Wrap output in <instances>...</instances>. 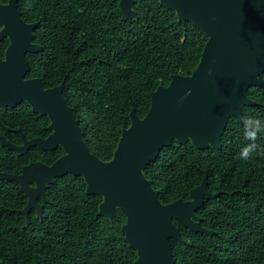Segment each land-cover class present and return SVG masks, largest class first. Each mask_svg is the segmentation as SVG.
<instances>
[{"label":"trees","instance_id":"1","mask_svg":"<svg viewBox=\"0 0 264 264\" xmlns=\"http://www.w3.org/2000/svg\"><path fill=\"white\" fill-rule=\"evenodd\" d=\"M9 0H0L8 3ZM26 23H37L33 43L42 51L26 55L27 78H41L46 88L64 83V96L79 120L89 151L102 161L114 155L122 130L135 109L144 118L151 94L168 85L170 76L192 73L200 61L206 36L189 20L159 0H135L137 18L124 20L118 2L107 0H19ZM8 40L0 41V58ZM264 82V72L260 75ZM253 106L243 115L264 119V86L250 87ZM46 115L34 114L26 102L0 105V137L15 146L51 135ZM242 125L231 117L221 149L205 151L190 143L163 148L144 171L162 204L189 199L190 190L207 173V188L222 192L205 199L197 211L212 238L175 221L186 243L171 240L177 264H264V134L255 141L256 154L237 158L248 144ZM63 151L31 149L20 156L0 146V173L18 176L31 163L52 166ZM81 177L56 179L46 191L41 219L25 228L19 210L27 199L14 182H0V262L6 264H134L137 254L125 241L119 210L114 222L97 216L101 198L86 195ZM31 232V234L29 233Z\"/></svg>","mask_w":264,"mask_h":264},{"label":"water","instance_id":"2","mask_svg":"<svg viewBox=\"0 0 264 264\" xmlns=\"http://www.w3.org/2000/svg\"><path fill=\"white\" fill-rule=\"evenodd\" d=\"M115 2L116 0H107ZM175 10L180 21L189 20L207 38L200 61L190 75L170 76L151 94V107L144 118L135 109L131 124L124 128L118 146L108 161L93 155L85 141L79 120L64 96V83L46 88L41 78H29L26 55H36L41 47L33 43L37 23H26L20 16L19 0L0 3V41L8 40L0 58V105L15 108L26 102L34 114L46 115L51 135L28 141L21 129L11 130L22 138L15 146L0 137L1 148L27 156L31 149L63 151L52 166L31 163L18 176L0 173V182L19 185L27 204L20 214L31 224L30 212L43 211L48 204L46 191L56 179L71 174L81 177L86 195L101 198L97 216L111 222L120 210L126 217L121 226L127 245L136 252L134 264H176L171 240L186 243L175 221L194 233L212 238L197 215L205 199L213 200L222 192L207 188V173L190 190L189 199L162 204L159 192L144 173L163 148L190 143L205 151L221 149L231 117L241 124L243 106L255 104L250 87L264 86V0H159ZM124 20H135V0H117ZM212 69L211 75L208 70ZM238 81V83H237ZM191 89V95L185 93ZM183 98V99H182ZM0 264H6L0 262Z\"/></svg>","mask_w":264,"mask_h":264},{"label":"clouds","instance_id":"3","mask_svg":"<svg viewBox=\"0 0 264 264\" xmlns=\"http://www.w3.org/2000/svg\"><path fill=\"white\" fill-rule=\"evenodd\" d=\"M211 73L212 69H209L208 74L211 75ZM188 95H191V89L185 93L184 98ZM240 120L244 138L250 142L240 149L237 154V158L247 161L248 159L253 158L256 154L257 145L255 144V141L261 134H264V119L249 115H242Z\"/></svg>","mask_w":264,"mask_h":264},{"label":"flooded vegetation","instance_id":"4","mask_svg":"<svg viewBox=\"0 0 264 264\" xmlns=\"http://www.w3.org/2000/svg\"><path fill=\"white\" fill-rule=\"evenodd\" d=\"M117 1V0H116ZM115 1V2H116ZM27 79H29V78H27ZM45 140V139H44ZM47 198V197H46ZM39 201H41L42 203H44L43 201H42V199H39L38 200V205L39 206H41L42 207V205H40L39 204ZM45 204V203H44ZM23 210V209H22ZM21 210H19V212H20ZM42 211H43V207H42ZM32 215H34V218H37V219H41L42 218V216H43V213H42V215H41V217L39 218L38 216H37V214H36V210H32L31 212H30V218H31V222H32ZM23 217H24V219H25V222H26V217L23 215ZM30 234H31V232H29ZM173 251V250H172ZM173 256H174V252H173ZM175 260V259H174ZM175 262H176V260H175ZM177 264V263H176Z\"/></svg>","mask_w":264,"mask_h":264}]
</instances>
